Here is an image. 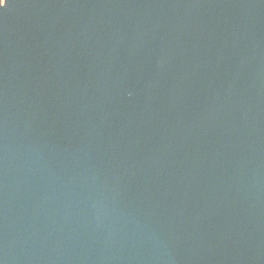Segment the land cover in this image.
Segmentation results:
<instances>
[{"label": "water", "instance_id": "obj_1", "mask_svg": "<svg viewBox=\"0 0 264 264\" xmlns=\"http://www.w3.org/2000/svg\"><path fill=\"white\" fill-rule=\"evenodd\" d=\"M0 264H264V0H5Z\"/></svg>", "mask_w": 264, "mask_h": 264}, {"label": "snow or ice", "instance_id": "obj_2", "mask_svg": "<svg viewBox=\"0 0 264 264\" xmlns=\"http://www.w3.org/2000/svg\"><path fill=\"white\" fill-rule=\"evenodd\" d=\"M0 5H4L5 6L6 5L5 4V0H0Z\"/></svg>", "mask_w": 264, "mask_h": 264}]
</instances>
